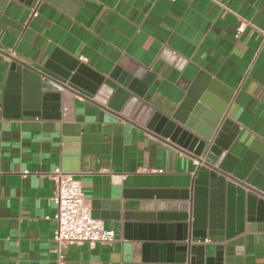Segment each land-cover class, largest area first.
Masks as SVG:
<instances>
[{
  "label": "crops",
  "instance_id": "crops-1",
  "mask_svg": "<svg viewBox=\"0 0 264 264\" xmlns=\"http://www.w3.org/2000/svg\"><path fill=\"white\" fill-rule=\"evenodd\" d=\"M61 56L102 78L115 70L136 79L143 102L168 117L189 92L180 110L204 125L194 109L205 93L221 100L209 91L215 82L230 93L229 151L241 157L253 140L264 148V0H36L34 8L6 0L0 9V264H144V256L174 264L177 229L161 215L188 201L178 195L196 160L95 95H73L70 119L18 113L10 57L40 71L48 60L62 67ZM54 167L79 181L92 216L115 231L111 243L52 238ZM261 199L260 219L214 264H264ZM202 244L212 256L215 244Z\"/></svg>",
  "mask_w": 264,
  "mask_h": 264
},
{
  "label": "water",
  "instance_id": "water-1",
  "mask_svg": "<svg viewBox=\"0 0 264 264\" xmlns=\"http://www.w3.org/2000/svg\"><path fill=\"white\" fill-rule=\"evenodd\" d=\"M5 1L0 0V9ZM18 1L35 7L36 0ZM163 55L170 61L175 60L179 67L181 59H176L167 49ZM57 56L55 51L50 59ZM10 59L14 107L22 116L70 119L73 95H95L96 100L112 110L169 138L197 161L189 189L178 195L188 201L174 205L179 212L161 215L162 219L172 216L170 227L177 229L175 243L170 246L177 252L174 264L219 263L223 251L230 253L234 246L241 244L246 223L260 219L264 148L253 140L241 157L231 154L229 149L237 129L225 117L230 93L220 91L215 82H211L209 91L221 100L205 93L194 109L195 115L207 122L204 125L195 116H186L180 110L191 99L189 92L181 108L168 117L143 102L145 89L140 88L136 79L119 75L115 70L102 78L68 56L59 59L62 67L48 60L40 71L15 57ZM142 75L143 70L138 69L136 76ZM28 86L31 96L27 93ZM223 152L226 153L219 160ZM205 239L215 244L212 256L205 255L202 244ZM142 263L164 262L144 256Z\"/></svg>",
  "mask_w": 264,
  "mask_h": 264
},
{
  "label": "built area",
  "instance_id": "built-area-1",
  "mask_svg": "<svg viewBox=\"0 0 264 264\" xmlns=\"http://www.w3.org/2000/svg\"><path fill=\"white\" fill-rule=\"evenodd\" d=\"M50 178L54 184L53 219L56 222L52 238L58 244L87 243L95 246L111 243L115 237L114 231L105 229L102 222L92 216L80 183L73 174L63 171L60 167H54Z\"/></svg>",
  "mask_w": 264,
  "mask_h": 264
}]
</instances>
